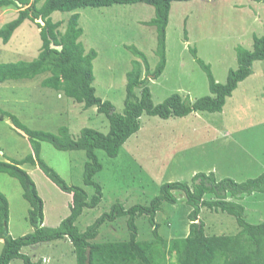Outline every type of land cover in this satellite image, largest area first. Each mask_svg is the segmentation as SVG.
<instances>
[{"label":"rangeland","instance_id":"obj_1","mask_svg":"<svg viewBox=\"0 0 264 264\" xmlns=\"http://www.w3.org/2000/svg\"><path fill=\"white\" fill-rule=\"evenodd\" d=\"M40 5L41 2L37 4ZM19 9L0 8V28L14 20ZM75 13L79 15L78 25L82 29L79 41L85 53L92 49L97 54L92 61L95 96L110 102L115 113L122 114L126 74L131 70V62L137 60L127 47L142 52L151 71L158 63L155 28L145 25L154 16L153 8L136 3L54 12L52 21L61 23L58 32L65 31L69 17ZM16 30L6 45L0 41V63L31 61L40 51L39 29L35 22L25 20ZM263 34L264 3L250 0L172 2L166 27V64L161 75L148 82L152 103H162L172 94L190 102L209 95L205 73L191 54L193 49L196 56L209 65L214 80L222 84L228 71L237 67L235 49L241 47L250 51L253 37ZM48 76L0 83V110L16 116L32 130L55 134L58 128L65 126L72 139H77L82 128L102 134L108 132L107 119L97 113L95 107L84 109L82 104L61 92L41 87V81ZM142 77L145 71L141 64ZM135 92L139 96V90ZM139 125V130L125 141L116 157L109 158L103 151H95L102 170L93 181L102 187V199L95 208L82 211L75 222L79 232H84L97 218L109 212L116 201L125 209L134 205L147 206L164 183L190 184L195 174H208L212 170L217 180L230 178L236 182L263 173L264 60L252 64L251 74L226 99L222 112H195L168 119L142 114ZM40 145V158L68 186L82 187L91 197L93 189L82 183L84 152L57 151L46 142ZM30 152L27 137L9 120H0V161L20 160ZM21 168L33 180L43 202V226L57 227L69 215L70 194L60 191L38 167L24 164ZM0 193L9 205L7 235L18 238L31 233L27 221L29 205L22 198L19 183L0 173ZM173 194L176 204L163 203L155 217L159 234L165 240L188 232L190 208L182 193ZM237 202L243 205L248 223L264 222V195L253 193ZM199 220L208 235H234L238 231L234 218L224 213L203 208ZM125 222V218H121L101 225L95 241L126 240ZM135 224L138 240H150L151 229L146 218L136 219ZM2 246L0 239V252ZM40 246L37 251L35 247L22 248L21 253L29 256L32 262L44 259L43 264H76L68 240H55ZM46 257L50 261L45 262ZM174 261L173 257L167 264ZM10 264L23 263L14 259Z\"/></svg>","mask_w":264,"mask_h":264},{"label":"trees","instance_id":"obj_2","mask_svg":"<svg viewBox=\"0 0 264 264\" xmlns=\"http://www.w3.org/2000/svg\"><path fill=\"white\" fill-rule=\"evenodd\" d=\"M193 0H0V8L16 7L19 3L25 9H19L17 17L0 28V41L6 45L14 31L25 21L35 22L39 29L40 51L31 61L0 63V83L6 81L31 80L36 76L49 74L40 86L61 92L65 97L82 104L84 109L95 107L108 121V132L102 134L94 129L82 128L77 139H72L65 126L57 132L32 130L25 127L16 116L0 110V120L7 119L12 126L21 131L28 139L31 152L20 160L0 161V173L15 179L22 190V198L28 203L27 221L32 232L22 237L4 236L9 218V205L6 197L0 193V239L3 246L0 252V264H10L20 259L23 264H42L32 262L29 256L21 253L22 248L40 247L41 244L66 239L73 247L76 264H264V222L251 224L245 220V209L237 201L253 193L264 195V172L252 179L236 182L230 178L217 180L214 173H197L191 183L168 182L159 187L158 195L147 206L134 205L125 209L116 201L109 212L102 214L84 232H79L75 222L84 209L95 208L102 199V187L93 181V177L102 170L95 151H103L107 157L117 156L125 141L139 130L142 114L157 116L161 119L184 117L195 112L209 114L220 113L226 99L232 95L237 85L251 74L252 64L264 60V34L253 37L250 51L241 47L235 49L236 69H230L226 80L220 84L214 80L209 65L191 54L194 61L205 73L209 95L193 102L172 94L162 103L154 105L148 87L150 79H157L166 64V27L172 2ZM264 3V0H250ZM41 2L40 6L37 4ZM143 3L153 8V18L145 25L156 31L155 54L158 63L150 70L146 56L135 47H127L138 60L131 62V70L126 74L125 98L122 114H117L108 101L95 96L92 86V61L97 54L90 49L85 53L79 41L82 29L78 25V14H72L63 33L58 32L61 23L53 22L54 12L69 13L83 8H104L113 5H131ZM36 20L43 21V25ZM184 36H186L184 32ZM58 48H60L58 50ZM145 77L141 78V64ZM149 77V78H148ZM135 90H139V96ZM41 142L50 144L57 151H83L86 162L83 167L84 186L91 187L93 194L88 197L82 187L68 186L59 175L41 158ZM36 166L60 191L71 195L69 215L55 228L43 226V202L39 197L31 177L21 166ZM173 192L183 194L186 205L188 232L178 238L165 240L159 234L156 214L163 203L168 206L177 202ZM208 199H207V198ZM205 208L213 213H224L234 218L238 231L234 235H208L204 224L199 220L201 210ZM146 218L151 229L150 240H138L135 220ZM125 218L128 238L123 241H95L99 227L105 223ZM87 249L88 257H87Z\"/></svg>","mask_w":264,"mask_h":264},{"label":"crops","instance_id":"obj_3","mask_svg":"<svg viewBox=\"0 0 264 264\" xmlns=\"http://www.w3.org/2000/svg\"><path fill=\"white\" fill-rule=\"evenodd\" d=\"M16 32H17V30L14 31V33H13V35L11 36L9 42L12 40V37L16 34ZM23 158H24V157H23ZM211 172H214V170H212ZM70 196H71V195H70ZM40 247H41V246H40ZM40 247H35V250L37 251ZM41 261H42V264H43L44 259H42ZM47 261H50V260L48 259V257H46V259H45V262H47Z\"/></svg>","mask_w":264,"mask_h":264},{"label":"water","instance_id":"obj_4","mask_svg":"<svg viewBox=\"0 0 264 264\" xmlns=\"http://www.w3.org/2000/svg\"><path fill=\"white\" fill-rule=\"evenodd\" d=\"M16 4H17V6H20L19 3H16ZM38 22H39L41 25L44 24L43 21H41V20H39ZM59 49H60V48H58V50H59ZM3 235H4V236H7V228L4 229ZM88 252H89V250L87 249V257H88Z\"/></svg>","mask_w":264,"mask_h":264}]
</instances>
